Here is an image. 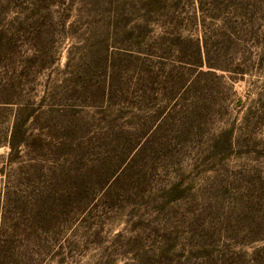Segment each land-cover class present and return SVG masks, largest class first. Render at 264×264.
Listing matches in <instances>:
<instances>
[{
    "label": "rangeland",
    "instance_id": "rangeland-1",
    "mask_svg": "<svg viewBox=\"0 0 264 264\" xmlns=\"http://www.w3.org/2000/svg\"><path fill=\"white\" fill-rule=\"evenodd\" d=\"M0 264H264V0H0Z\"/></svg>",
    "mask_w": 264,
    "mask_h": 264
},
{
    "label": "trees",
    "instance_id": "trees-1",
    "mask_svg": "<svg viewBox=\"0 0 264 264\" xmlns=\"http://www.w3.org/2000/svg\"><path fill=\"white\" fill-rule=\"evenodd\" d=\"M199 63L202 64V61L200 60ZM25 121H26V118H25V119H21V120H19V121L16 123L14 133L18 132L20 129L23 128ZM11 145L14 146L15 143H14L13 141H11Z\"/></svg>",
    "mask_w": 264,
    "mask_h": 264
}]
</instances>
